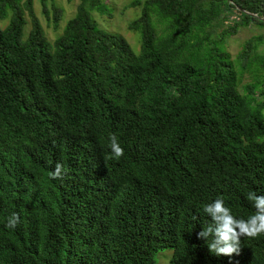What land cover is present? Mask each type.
Wrapping results in <instances>:
<instances>
[{"label":"trees","instance_id":"1","mask_svg":"<svg viewBox=\"0 0 264 264\" xmlns=\"http://www.w3.org/2000/svg\"><path fill=\"white\" fill-rule=\"evenodd\" d=\"M104 1L80 0L51 43L33 0H0V264H155L164 249L169 264H264V235L231 257L197 235L206 204L247 219V194H264L261 38L240 63L224 48L264 29V0H135L137 52L95 23Z\"/></svg>","mask_w":264,"mask_h":264},{"label":"rangeland","instance_id":"2","mask_svg":"<svg viewBox=\"0 0 264 264\" xmlns=\"http://www.w3.org/2000/svg\"><path fill=\"white\" fill-rule=\"evenodd\" d=\"M109 15H101L97 12H92L93 19L97 26L105 31L119 33L122 35L131 45L133 51L137 52L139 48V39L136 34L128 31L127 24L133 19L137 18L139 14V7H130L135 0H105ZM45 10L48 11L49 21L45 18L43 13V5L39 0H33V11L38 18L41 26L44 30L49 42H53L55 37L62 32L65 24L74 16L75 11L80 4V0H44ZM143 0H141V3ZM58 8L61 11V17L58 21V27L53 28V7ZM27 21L26 32L30 29V20L25 14ZM229 22H225L224 25H230ZM220 31H217V33ZM261 38V42L257 45L256 54L264 56V29L256 26H249L241 28L233 36L224 38V48L229 54L233 63H240L238 56L242 53L243 47L247 41ZM248 75L243 78V83L248 82ZM173 251L171 249H164L155 255V264H169V260L172 257Z\"/></svg>","mask_w":264,"mask_h":264},{"label":"clouds","instance_id":"3","mask_svg":"<svg viewBox=\"0 0 264 264\" xmlns=\"http://www.w3.org/2000/svg\"><path fill=\"white\" fill-rule=\"evenodd\" d=\"M109 139L112 158L119 159L124 150L114 135L110 134ZM64 175L63 165L58 162L49 173V178L63 179ZM246 198L255 209V214L247 219L235 217L222 198H216L204 206L203 211L210 217L211 223L197 235L198 239L206 242L209 252L213 255L231 257L233 254H239L242 238L264 235V194L250 191ZM19 223V214L12 213L7 218L6 227L14 229Z\"/></svg>","mask_w":264,"mask_h":264}]
</instances>
